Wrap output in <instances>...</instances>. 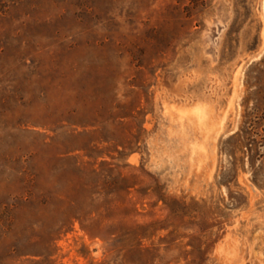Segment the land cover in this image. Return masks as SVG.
<instances>
[{"label": "rangeland", "instance_id": "1", "mask_svg": "<svg viewBox=\"0 0 264 264\" xmlns=\"http://www.w3.org/2000/svg\"><path fill=\"white\" fill-rule=\"evenodd\" d=\"M0 264H264V0H0Z\"/></svg>", "mask_w": 264, "mask_h": 264}]
</instances>
